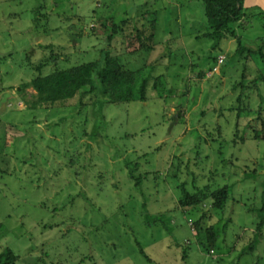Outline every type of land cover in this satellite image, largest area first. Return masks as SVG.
Listing matches in <instances>:
<instances>
[{"label":"rangeland","instance_id":"1","mask_svg":"<svg viewBox=\"0 0 264 264\" xmlns=\"http://www.w3.org/2000/svg\"><path fill=\"white\" fill-rule=\"evenodd\" d=\"M254 1L245 0L249 17L264 10V0ZM147 10L145 20L156 17L153 51L130 54L121 31L111 43L125 64L151 76L145 100L19 102L36 93H20V84L47 46H63L61 67L99 59L111 32L101 22L148 26L137 21ZM207 26L200 1L0 0V250L20 255L13 264H264L249 230L264 198V138H253L254 114L240 110L264 106V83L238 100L264 60L240 54L234 38L214 46ZM234 27L250 48L264 37V18ZM204 186H226L228 204L236 201L233 219L212 198L204 202L215 239L192 231L189 219L200 213L180 203Z\"/></svg>","mask_w":264,"mask_h":264},{"label":"trees","instance_id":"2","mask_svg":"<svg viewBox=\"0 0 264 264\" xmlns=\"http://www.w3.org/2000/svg\"><path fill=\"white\" fill-rule=\"evenodd\" d=\"M192 1H200L204 6L208 26L203 36L215 39L217 42L214 46L218 45L222 39L234 38L238 43L237 51L240 54L245 52L250 54L259 53V57L264 60V37L260 38L261 41L257 48H250L243 44L242 37L237 34L234 27V24H238L240 27L247 26L251 22V17L254 16L264 18V10L251 14L249 17V8L245 6V0ZM150 13L149 10L142 12L137 21L145 20ZM145 21L151 22V24L145 26L139 22L137 26L131 27L127 26L131 23L129 19L123 21L122 24H115L106 19L101 22L105 31L111 27V32L108 35L109 44L107 48L101 49L102 57L92 61L61 67L60 60H64V56L58 51L62 50L63 46L60 45L57 49L53 48V46H47L51 48L50 54L46 55L34 67L35 72L32 79L29 82L20 84V93H23L28 87H32L36 93L32 95L31 99L19 96V102L25 100L28 104V109H36L49 107L75 97L82 100L89 95L103 98L106 103H123L135 99L145 100L151 76L143 75L144 66L132 69L121 60L120 55L111 51L112 40L116 34H119V31L123 32L122 36H125L127 40H131V46L127 47L130 54H136L141 51H153L159 44L155 41L156 27L154 25L156 17L153 16L152 20ZM135 44L136 46H134ZM216 60L218 62V57H216ZM51 65L52 69L46 71L47 66ZM144 65L146 66L147 63ZM257 72L250 80V85L247 86L249 89L248 95L242 92L238 96L239 102L245 97L250 99L254 93L253 90L259 91L260 86L264 83V68H259ZM245 75L246 73H244L243 78L247 77ZM160 77L161 75L157 78L159 79ZM239 85H244V81L237 83L236 87ZM154 88H157V82L154 83ZM240 110L246 111L249 117L254 114L253 119H250L247 123V126L254 131L253 138H264V106H262V103L256 107L250 102L244 109ZM187 195L185 198L180 199L181 205L188 206L192 212L200 213L198 219H189L192 231L199 237L204 231L208 232L209 236L215 239L216 233L214 230L212 231L213 226H207V223L203 221L207 213L205 211L201 213V210L205 209L204 202L212 198L214 200L212 207L223 211L230 198L228 187L223 186L210 190L208 186H204L199 190L197 189L196 192ZM211 217L212 214L209 210V219ZM211 251L213 252V249ZM19 259L20 255L13 252L10 248L0 250V264H13ZM39 261L40 258L32 264H38Z\"/></svg>","mask_w":264,"mask_h":264},{"label":"crops","instance_id":"3","mask_svg":"<svg viewBox=\"0 0 264 264\" xmlns=\"http://www.w3.org/2000/svg\"><path fill=\"white\" fill-rule=\"evenodd\" d=\"M257 3V4H256ZM254 4L256 6H259V4L262 5L261 1L260 0H255L254 1ZM240 198H242V195L240 194L239 196ZM243 199H240L239 200V203L238 205H242L243 206V210L246 211L247 209V206L245 205V203L242 201ZM235 200H233V204H228V201H227V204H226V208L227 210H229V213L232 214V217L231 219H233L235 213H236V206H235ZM232 203V202H231ZM245 207V208H244ZM258 209L259 213L257 215L259 219V222L257 223V226L256 227H252L250 228L249 230L253 231L254 232V235L253 237H251L252 239V243L250 245V248L254 251H257L258 254H260V258H263L264 260V198L261 199V202H260V205L259 207L257 206L256 208H254V210ZM244 229H247V227H245ZM243 236L242 235H238V239L236 240L235 242V247H232L231 248V251H234L237 249L238 247V244L240 243V241L242 240ZM227 258L229 257V253L228 255H225ZM221 260H223V263H227V260L221 258ZM230 264H236L235 261H231Z\"/></svg>","mask_w":264,"mask_h":264},{"label":"built area","instance_id":"4","mask_svg":"<svg viewBox=\"0 0 264 264\" xmlns=\"http://www.w3.org/2000/svg\"><path fill=\"white\" fill-rule=\"evenodd\" d=\"M224 60H225V55H223V54H220V55L218 56V64H221V63H223V62H224Z\"/></svg>","mask_w":264,"mask_h":264},{"label":"water","instance_id":"5","mask_svg":"<svg viewBox=\"0 0 264 264\" xmlns=\"http://www.w3.org/2000/svg\"><path fill=\"white\" fill-rule=\"evenodd\" d=\"M5 107V106H4Z\"/></svg>","mask_w":264,"mask_h":264}]
</instances>
